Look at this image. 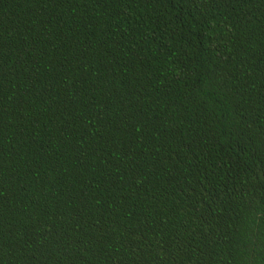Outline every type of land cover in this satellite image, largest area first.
Returning a JSON list of instances; mask_svg holds the SVG:
<instances>
[{"label": "trees", "instance_id": "16d2710c", "mask_svg": "<svg viewBox=\"0 0 264 264\" xmlns=\"http://www.w3.org/2000/svg\"><path fill=\"white\" fill-rule=\"evenodd\" d=\"M0 264H264V0H0Z\"/></svg>", "mask_w": 264, "mask_h": 264}]
</instances>
